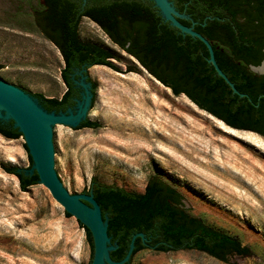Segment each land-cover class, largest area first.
Masks as SVG:
<instances>
[{"label": "rangeland", "instance_id": "obj_1", "mask_svg": "<svg viewBox=\"0 0 264 264\" xmlns=\"http://www.w3.org/2000/svg\"><path fill=\"white\" fill-rule=\"evenodd\" d=\"M41 8L40 0H0V81L34 98L60 99L64 62L34 24ZM78 37L108 51L119 72L87 71L96 89L97 129L56 132L63 138L58 173L71 193H88L92 180L143 193L157 177L179 192L188 215L248 252L220 261L195 250L145 249L136 264H264V138L173 95L93 22L81 19ZM29 167L23 139L0 135V264H89L92 252L79 222L43 185L23 192L5 171Z\"/></svg>", "mask_w": 264, "mask_h": 264}, {"label": "trees", "instance_id": "obj_2", "mask_svg": "<svg viewBox=\"0 0 264 264\" xmlns=\"http://www.w3.org/2000/svg\"><path fill=\"white\" fill-rule=\"evenodd\" d=\"M40 1L42 8L33 13L34 24L58 48L65 64L61 78L66 91L62 97L46 99L35 95L46 111H65L79 97V90L68 74L70 66H105L119 72L111 64L113 56L108 51L79 39L81 17H88L113 44L133 57L173 95H184L232 129L264 138V73L258 75L249 69L264 61V0H170L179 14L188 17L178 19L179 22L188 27L194 24V31L210 43L217 66L243 97L234 94L217 75L208 62L206 46L164 22L148 0H87L82 13H77L81 0ZM128 72L132 69L124 73ZM98 127L97 122L86 120L78 129ZM0 135L8 140L21 137L12 121L0 124ZM28 158L31 166L29 155ZM5 171L18 179L23 192L38 184L35 173L26 176L17 173L16 168ZM89 192L100 206L103 219H107L111 244H116L110 253L113 261L125 257L131 238L137 233L144 234L147 241L135 239L126 264L145 249L195 250L220 261L234 254L247 255L248 249L235 238L188 215L181 207L179 192L157 177L149 178L143 193L95 180ZM81 227L90 245L92 260V238L88 229Z\"/></svg>", "mask_w": 264, "mask_h": 264}, {"label": "water", "instance_id": "obj_3", "mask_svg": "<svg viewBox=\"0 0 264 264\" xmlns=\"http://www.w3.org/2000/svg\"><path fill=\"white\" fill-rule=\"evenodd\" d=\"M149 1L158 10L164 22L176 28L181 34L200 40L206 46L209 53L208 62L213 66L217 75L229 85L234 94L243 97L244 95L234 88L219 69L210 43L194 31V24L188 27L178 20L188 17L179 14L170 0ZM91 67L93 66L84 65L76 73V78L71 77L74 86L79 90V97L74 99L72 107L57 113L46 111L33 95L0 81V124L12 121L13 128L21 134L30 156L31 166L25 170L16 169V172H22L26 176L35 173L38 177V184L43 185L49 191L64 212L74 217L90 232L93 243V257L90 264H126L130 261L135 239L140 238L142 242L147 241L144 234L133 235L125 257L120 261H113L110 253L116 249V244H111V239L107 234V219H103L100 206L93 198V194L91 192L72 194L58 173L63 138L56 132L67 127L81 132L85 128H78L84 121L96 122V89L92 91V83L87 81V71ZM249 69L258 72V75L263 74L264 61L257 67L250 66ZM140 252L133 256L130 264H136Z\"/></svg>", "mask_w": 264, "mask_h": 264}, {"label": "flooded vegetation", "instance_id": "obj_4", "mask_svg": "<svg viewBox=\"0 0 264 264\" xmlns=\"http://www.w3.org/2000/svg\"><path fill=\"white\" fill-rule=\"evenodd\" d=\"M149 1V0H148ZM86 2H87V0H81V3H80V6H78V10H77V13H82L83 11H84V9H85V6H86ZM83 18H85V19H87V20H89V21H91L88 17H81V19H83ZM92 22V21H91ZM94 23V22H93ZM95 24V23H94ZM97 25V24H96ZM98 26V25H97ZM58 49V48H57ZM85 64H81L80 66H70V68H69V72H68V74H70L71 76H74V78H76L77 76H76V73L78 72V71H80L81 70V68L84 66ZM63 69H65V64H64V68ZM74 100V99H73Z\"/></svg>", "mask_w": 264, "mask_h": 264}]
</instances>
